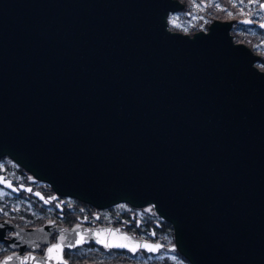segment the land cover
Segmentation results:
<instances>
[{
    "label": "water",
    "instance_id": "95a60500",
    "mask_svg": "<svg viewBox=\"0 0 264 264\" xmlns=\"http://www.w3.org/2000/svg\"><path fill=\"white\" fill-rule=\"evenodd\" d=\"M182 8L181 0H0V155L98 207L152 202L192 264H264L260 55L236 43L230 20L193 36L170 29L169 14ZM166 59L178 67L162 68ZM70 234L74 245L87 236L157 244L118 227ZM68 236L39 264H57Z\"/></svg>",
    "mask_w": 264,
    "mask_h": 264
},
{
    "label": "flooded vegetation",
    "instance_id": "af4514ba",
    "mask_svg": "<svg viewBox=\"0 0 264 264\" xmlns=\"http://www.w3.org/2000/svg\"><path fill=\"white\" fill-rule=\"evenodd\" d=\"M258 12L264 14L262 8ZM168 224L171 225L151 210L126 201L98 207L59 193L13 156L0 155V264H39V258L47 256L48 249L60 243L64 233L69 235L68 243L63 245L59 259L55 258L57 264H169L161 258L154 259L167 250L182 254L174 236L169 235ZM47 225L49 230L40 235L41 227ZM77 226L118 227L135 239L160 243L161 247L155 253L146 248L133 252L105 247L91 236L74 245L70 230ZM186 263L192 264L189 260Z\"/></svg>",
    "mask_w": 264,
    "mask_h": 264
},
{
    "label": "rangeland",
    "instance_id": "374dc122",
    "mask_svg": "<svg viewBox=\"0 0 264 264\" xmlns=\"http://www.w3.org/2000/svg\"><path fill=\"white\" fill-rule=\"evenodd\" d=\"M194 0H181L183 3V8L176 12H171L168 16L169 19V25H176L177 30L174 31H181L184 33H188L191 36H193V33L199 31V30H206L210 26V24L215 20L219 19L222 21H233V28L231 30V33L236 38L237 36L241 37H248L249 41H238L247 44L250 46L253 51L260 55V59L257 61V65L260 69L264 70V38L261 39L259 36V32L256 30V27L246 28L245 25L239 24L238 21L243 18L253 19L256 22H264V14L258 12L260 5L264 2V0H243L248 3L249 6H252V9H256V15L258 18L255 19V17L249 15V16H243L241 14H231V12H238V7L234 6V2L231 0H218L219 5L215 3L216 0H212L214 3L211 4L210 9L213 11L212 14H210L209 21L206 22L202 20V18L199 17L196 22H200L199 30L197 31H190L185 32L184 30H187V28L184 29V26L187 25L189 28L191 26L190 22L196 20V16L192 15L190 12H192V9L189 10V6H192ZM202 1V0H199ZM217 5L219 7H217ZM202 7H205L201 4ZM188 7V12H186L185 15H181L180 11L185 10ZM213 8V9H212ZM255 14V13H253ZM195 22V23H196ZM210 22V23H209ZM261 29V28H260ZM173 30V29H172ZM264 30V29H261ZM261 39V40H260ZM140 209V208H139ZM168 239V238H167ZM175 241V239H173ZM172 241V238L168 239V243ZM177 251L173 250H167L164 252H161L157 254L158 256H155L154 259H162L166 262H169V264H185V260H188L185 258L182 254H177ZM180 255V256H179ZM188 264V263H186Z\"/></svg>",
    "mask_w": 264,
    "mask_h": 264
},
{
    "label": "trees",
    "instance_id": "16d2710c",
    "mask_svg": "<svg viewBox=\"0 0 264 264\" xmlns=\"http://www.w3.org/2000/svg\"><path fill=\"white\" fill-rule=\"evenodd\" d=\"M232 2H234L235 6L238 7V12H231V14H241L243 16H253L255 17L256 15V9H252V6H249L248 3H246V1H243L241 2V0H231ZM214 3L212 0H202V1H199V0H194L193 3H192V6H189V10L192 9V12H190L192 15L196 16V20L193 22L191 21L190 24L191 26L188 28L187 25L184 26V29L187 28V30H184L185 32H190V31H197L199 30V26H200V22H196L197 19L202 18L203 21H209V16L210 14L213 13V11L210 9V6L211 4ZM215 3H217L219 5V1L216 0ZM201 4L205 7H202ZM213 9V8H212ZM188 10V7L185 9V10H182L180 11V14L181 15H185L186 12ZM259 11L261 10V7H259L258 9ZM255 13V14H253ZM196 22V23H195ZM210 23V22H209ZM244 26V25H243ZM170 28L173 29V30H177V26L176 25H170ZM246 28H249V27H246ZM256 30L259 32V36L261 39L264 38V30H261L259 28H256ZM260 39V40H261ZM248 41V42H251L249 41L248 37H241V36H237L235 38V41ZM169 228H168V232H169V235H173V228L170 224H168ZM171 233V234H170ZM168 235V234H167ZM162 264L163 261H161Z\"/></svg>",
    "mask_w": 264,
    "mask_h": 264
},
{
    "label": "bare ground",
    "instance_id": "6f19581e",
    "mask_svg": "<svg viewBox=\"0 0 264 264\" xmlns=\"http://www.w3.org/2000/svg\"><path fill=\"white\" fill-rule=\"evenodd\" d=\"M253 20V19H252ZM254 21V24L253 25H245V27H249V28H251V26L252 27H254L255 25H257L258 23H261V22H256L255 20H253ZM238 23H239V21H238ZM240 24V23H239ZM243 25V24H242ZM169 28H170V25H169ZM219 28V27H218ZM232 28H233V26L231 27V30H232ZM171 29V28H170ZM208 29H209V27H208ZM208 29H206V30H208ZM220 29V28H219ZM224 30V29H223ZM209 31V30H208ZM179 32H181V31H179ZM218 32V31H217ZM216 34H218V33H216ZM220 34H223V31L220 33ZM233 35V34H232ZM234 40H235V37H234ZM236 43H237V41H236ZM218 44V43H217ZM212 47V46H211ZM215 49V48H214ZM218 49V48H217ZM209 51V50H208ZM207 52V51H206ZM213 53V52H212ZM220 53V52H219ZM222 53V52H221ZM221 53H220V55H221ZM208 54V53H207ZM206 55V54H205ZM209 55V54H208ZM213 56V55H212ZM231 57H233V56H231ZM230 57V58H231ZM207 59V58H206ZM212 59V58H211ZM232 59V58H231ZM185 64V63H184ZM191 65V64H190ZM255 66H258L257 65V63H255ZM165 67H170V68H177L178 66L175 64V63H173L172 61H170V59H166L163 63H162V68H165ZM259 67V66H258ZM262 70V69H261ZM236 72V71H235ZM216 76V75H215ZM227 79H230V80H234V79H237L236 78V76L235 75H233V74H230L229 76H228V78ZM229 80V81H230ZM235 82V81H234ZM232 83V82H231ZM195 92H197L198 93V91L197 90H195ZM197 93H194L196 96H197ZM199 94V93H198ZM237 95V94H236ZM231 98V97H230ZM138 104V103H137ZM141 106H144L143 104H140ZM185 105V104H184ZM197 104H195L194 102H190L189 103V108L191 109V110H193V111H195V107L194 106H196ZM199 105H198V109H197V111H198V114L197 113H195L198 117H205L206 115H205V113L203 112V111H199ZM224 109H226V107H224ZM219 157V149L218 148H212V152H211V159H213L214 161L215 160H217V158ZM212 161V160H211ZM216 162V161H215ZM206 184V183H205ZM246 185V184H245ZM91 203V202H90ZM129 203V202H128ZM131 204V203H130ZM131 205H133V204H131ZM133 206H136V205H133ZM136 207H145L147 210H151V212H152V214H155V215H159L160 217H162L163 218V216H161L157 211H156V209H155V205L151 202V203H148V204H146V205H144V206H136ZM165 219V218H164ZM171 225H172V223H171ZM172 228H173V225H172ZM49 230V225H47V226H42L41 227V229L39 230V234L41 235L42 233H44V232H46V231H48ZM173 236H174V238H175V235H174V228H173ZM176 241V240H175ZM177 245V244H176ZM177 247H178V245H177ZM179 248V247H178ZM180 250V249H179ZM184 255V254H183ZM185 256V255H184ZM60 261H61V259H60Z\"/></svg>",
    "mask_w": 264,
    "mask_h": 264
},
{
    "label": "snow or ice",
    "instance_id": "6c2138e0",
    "mask_svg": "<svg viewBox=\"0 0 264 264\" xmlns=\"http://www.w3.org/2000/svg\"><path fill=\"white\" fill-rule=\"evenodd\" d=\"M242 2V0H241ZM235 6V5H234ZM217 7H219L217 5ZM261 8H264V4H261L260 5ZM229 15H231V13H229ZM246 23H251V21H245ZM261 27H264V25H261ZM11 185H9L10 187ZM29 191H31V189H29ZM39 195V194H38ZM138 226V225H137ZM118 231V230H117ZM152 235H155V232L152 233ZM123 240H129L130 238L128 237H122ZM98 243H102L104 244L105 247H108V248H111V247H118V248H125V247H128L130 248L131 251L135 252L137 250V248L139 247H144L146 248L148 251H157L161 245L159 243L153 245V244H148V243H144V244H139L137 243L135 246H130L129 243H105L103 240H98L97 241ZM60 246L59 245H54L53 248H49L48 249V252L51 254L54 249L56 248H59ZM11 259V258H9Z\"/></svg>",
    "mask_w": 264,
    "mask_h": 264
}]
</instances>
